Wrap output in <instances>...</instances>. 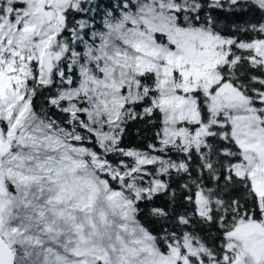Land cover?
Returning <instances> with one entry per match:
<instances>
[{"label": "snow or ice", "instance_id": "1", "mask_svg": "<svg viewBox=\"0 0 264 264\" xmlns=\"http://www.w3.org/2000/svg\"><path fill=\"white\" fill-rule=\"evenodd\" d=\"M0 264H264V0H0Z\"/></svg>", "mask_w": 264, "mask_h": 264}]
</instances>
